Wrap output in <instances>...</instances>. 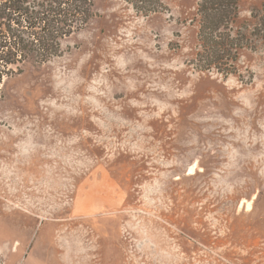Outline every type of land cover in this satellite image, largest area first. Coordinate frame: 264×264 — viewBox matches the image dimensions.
<instances>
[{"label":"rangeland","instance_id":"rangeland-1","mask_svg":"<svg viewBox=\"0 0 264 264\" xmlns=\"http://www.w3.org/2000/svg\"><path fill=\"white\" fill-rule=\"evenodd\" d=\"M200 0H96L0 97V264H264V0L238 72L195 65Z\"/></svg>","mask_w":264,"mask_h":264},{"label":"trees","instance_id":"trees-1","mask_svg":"<svg viewBox=\"0 0 264 264\" xmlns=\"http://www.w3.org/2000/svg\"><path fill=\"white\" fill-rule=\"evenodd\" d=\"M96 0H0V97L7 78L29 63L44 64L62 53V42L95 18ZM145 16L164 10L163 0H127ZM240 0H200V49L195 65L224 75L238 72L246 35L239 25Z\"/></svg>","mask_w":264,"mask_h":264}]
</instances>
